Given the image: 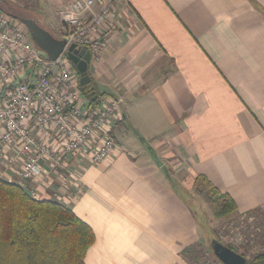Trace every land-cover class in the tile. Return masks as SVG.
<instances>
[{
  "label": "crops",
  "instance_id": "obj_1",
  "mask_svg": "<svg viewBox=\"0 0 264 264\" xmlns=\"http://www.w3.org/2000/svg\"><path fill=\"white\" fill-rule=\"evenodd\" d=\"M4 1L59 37L58 11L73 0ZM102 32L91 86L120 100L113 130L130 127L139 141L83 162L77 193L51 172L22 186L67 197L58 202L91 227L84 264H192L181 251L201 234L182 191L196 175L233 198L230 216L264 208V0H113ZM3 179L19 183L10 170Z\"/></svg>",
  "mask_w": 264,
  "mask_h": 264
},
{
  "label": "built area",
  "instance_id": "obj_2",
  "mask_svg": "<svg viewBox=\"0 0 264 264\" xmlns=\"http://www.w3.org/2000/svg\"><path fill=\"white\" fill-rule=\"evenodd\" d=\"M112 11L113 0H73L60 9L67 41L49 61L38 54L26 26L0 9V179L10 170L22 186L26 180L51 182V172L61 188L71 185L77 193L81 164L101 163L119 150L112 129L122 120L120 100L106 97L90 107L66 56L71 43L93 53L101 50L106 44L102 27Z\"/></svg>",
  "mask_w": 264,
  "mask_h": 264
},
{
  "label": "trees",
  "instance_id": "obj_3",
  "mask_svg": "<svg viewBox=\"0 0 264 264\" xmlns=\"http://www.w3.org/2000/svg\"><path fill=\"white\" fill-rule=\"evenodd\" d=\"M3 10L13 17L31 16L13 3H7ZM80 89L90 107L98 105L101 95L91 81ZM193 188L196 194L206 197L215 218L236 212L233 198L217 189L205 175L195 176ZM254 212L247 216L255 217ZM94 239L91 227L70 207L51 199H36L20 184L0 179V264H84ZM196 248L197 244L189 245L181 255L190 261ZM247 262L264 264V251Z\"/></svg>",
  "mask_w": 264,
  "mask_h": 264
},
{
  "label": "rangeland",
  "instance_id": "obj_4",
  "mask_svg": "<svg viewBox=\"0 0 264 264\" xmlns=\"http://www.w3.org/2000/svg\"><path fill=\"white\" fill-rule=\"evenodd\" d=\"M104 99L102 96L99 102L102 103ZM125 131L121 127L113 130L112 136L117 145L127 144V140L133 136L139 141L130 127L127 132ZM172 169L170 167L171 171ZM172 173L176 177L177 173ZM182 193L190 203L201 234L195 254L190 258L192 264H222L212 252V241L231 246L247 260H252L256 253L264 251V208L254 212L255 217L251 222L234 216L215 218L212 207L204 195L196 194L193 187L187 193L184 191Z\"/></svg>",
  "mask_w": 264,
  "mask_h": 264
},
{
  "label": "water",
  "instance_id": "obj_5",
  "mask_svg": "<svg viewBox=\"0 0 264 264\" xmlns=\"http://www.w3.org/2000/svg\"><path fill=\"white\" fill-rule=\"evenodd\" d=\"M4 0H0V8ZM29 30L31 39L37 48V52L46 60L56 59L64 50L67 38L66 36H54L43 25V21L39 17H17ZM66 56L75 67L79 74V85L85 87L89 84L90 78L87 73V64L91 56V52L86 48H78L71 43L66 49ZM95 97L92 98L94 100ZM213 254L222 264H249L247 259L221 244L218 241L211 242Z\"/></svg>",
  "mask_w": 264,
  "mask_h": 264
}]
</instances>
